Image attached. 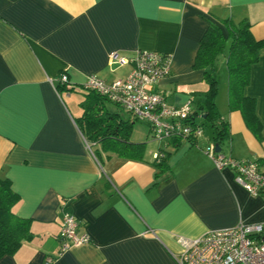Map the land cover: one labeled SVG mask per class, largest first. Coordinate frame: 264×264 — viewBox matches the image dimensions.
Returning a JSON list of instances; mask_svg holds the SVG:
<instances>
[{"label":"crops","instance_id":"crops-1","mask_svg":"<svg viewBox=\"0 0 264 264\" xmlns=\"http://www.w3.org/2000/svg\"><path fill=\"white\" fill-rule=\"evenodd\" d=\"M227 20H246L262 43L244 90L255 101L261 138L228 106L225 52L217 59L215 103L227 127L219 153L261 165L264 0H0V176L19 196L13 211L30 221L32 234L0 264H178L182 238L241 222L264 224V194L250 195L232 170H218L208 156L216 145L210 125L193 141L160 143L147 122L106 101L109 112L131 121L129 140L142 148L139 158L102 153L99 159L76 122L88 76L112 83L130 73L131 64L111 63L113 52L171 55L170 75L155 89L169 106L190 102L194 112L208 90L203 69L195 66L201 37L210 25L226 34ZM61 74L72 90L57 82ZM66 213L90 242L62 251Z\"/></svg>","mask_w":264,"mask_h":264},{"label":"built area","instance_id":"built-area-1","mask_svg":"<svg viewBox=\"0 0 264 264\" xmlns=\"http://www.w3.org/2000/svg\"><path fill=\"white\" fill-rule=\"evenodd\" d=\"M112 64H131L125 79L106 83L94 75L86 78L83 89L106 97L132 116L147 122L151 137L160 143L173 139L197 138L203 134L202 127L191 124L190 102L174 107L166 103L165 95L155 89L156 85L170 75L172 57L156 51L138 50L131 58L110 54ZM67 89L71 84L67 75L61 74L57 81ZM86 148L90 146L86 143ZM218 170L230 169L235 181L250 195L264 194V165L253 160L226 158L212 146L207 151ZM163 156L157 154V159ZM78 222L71 214H64L60 240L62 251L87 244V234L78 235ZM264 224L239 223L225 230L209 232L194 239H180L182 252L176 257L178 264H264Z\"/></svg>","mask_w":264,"mask_h":264},{"label":"trees","instance_id":"trees-1","mask_svg":"<svg viewBox=\"0 0 264 264\" xmlns=\"http://www.w3.org/2000/svg\"><path fill=\"white\" fill-rule=\"evenodd\" d=\"M226 27V34H224L218 26L210 25L201 37L195 66L203 69L208 90L203 95L202 101L198 103L199 107L191 113L189 118L191 124L200 125L202 130L206 124L210 125L213 129V140L218 145L222 137L227 134L226 123L220 120L215 103L219 85L217 59L225 52L228 106L239 110L246 126L258 138H261V127L255 113V101L247 97L244 90L250 80V69L258 61L262 43L253 38L250 24L246 20L236 24L227 20ZM228 40L229 47L225 48ZM86 96L81 103L83 115L76 122L81 125L79 128L85 140L93 147L95 157L101 159L102 153L106 157L116 153L127 158H139L141 145L133 144L129 140L131 121L123 120L118 113L109 112L104 103L112 102L106 97L92 91ZM202 115L205 116L202 124L195 123L194 120ZM164 159L165 155L159 159L160 166L164 165ZM261 165H264V162ZM18 201L19 196L11 189L10 181L0 176V259L13 255L25 241H29L32 237L30 221L20 218L13 211Z\"/></svg>","mask_w":264,"mask_h":264},{"label":"rangeland","instance_id":"rangeland-1","mask_svg":"<svg viewBox=\"0 0 264 264\" xmlns=\"http://www.w3.org/2000/svg\"><path fill=\"white\" fill-rule=\"evenodd\" d=\"M76 95H73V97H75ZM67 103V102H66ZM73 107V106H72ZM75 107H77V108H79V106H75ZM203 129H205L206 131V133H208V131H209V128L208 127H206V126H203Z\"/></svg>","mask_w":264,"mask_h":264},{"label":"water","instance_id":"water-1","mask_svg":"<svg viewBox=\"0 0 264 264\" xmlns=\"http://www.w3.org/2000/svg\"><path fill=\"white\" fill-rule=\"evenodd\" d=\"M215 150H216V152H220L221 148L219 147L218 144L215 145Z\"/></svg>","mask_w":264,"mask_h":264}]
</instances>
